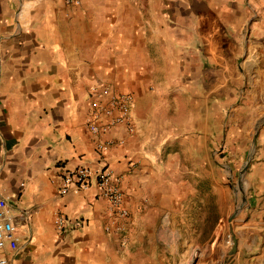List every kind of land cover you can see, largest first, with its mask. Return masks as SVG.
<instances>
[{
    "label": "crops",
    "instance_id": "obj_1",
    "mask_svg": "<svg viewBox=\"0 0 264 264\" xmlns=\"http://www.w3.org/2000/svg\"><path fill=\"white\" fill-rule=\"evenodd\" d=\"M100 84L132 95L135 127L110 132L101 156L86 126L88 89ZM227 111L228 133L231 119H250V133L261 124L249 174L261 197L264 0H0V196L18 238L10 264H234L240 246L215 243L213 220L184 239L176 219L197 196L191 184L213 186L210 143ZM80 166L119 177L130 212L122 232H106L94 186L56 194Z\"/></svg>",
    "mask_w": 264,
    "mask_h": 264
},
{
    "label": "built area",
    "instance_id": "obj_2",
    "mask_svg": "<svg viewBox=\"0 0 264 264\" xmlns=\"http://www.w3.org/2000/svg\"><path fill=\"white\" fill-rule=\"evenodd\" d=\"M81 0H65L68 6H77ZM133 97L128 93L114 91L105 84L94 85L88 89V116L86 126L88 132L95 138L94 149L99 156L108 150L113 142L106 138L113 130L124 126L129 134L135 127L131 121V104ZM61 184L56 190L58 196L68 190L83 192L94 186L101 198L108 205L109 223L106 232H122L130 217V212L124 204V194L120 189L119 177L112 174L107 166L92 169L80 166L62 174ZM66 217L57 213L54 217L56 230H63ZM18 247L14 220L9 212L7 198L0 196V264H10L7 251L14 252Z\"/></svg>",
    "mask_w": 264,
    "mask_h": 264
},
{
    "label": "rangeland",
    "instance_id": "obj_3",
    "mask_svg": "<svg viewBox=\"0 0 264 264\" xmlns=\"http://www.w3.org/2000/svg\"><path fill=\"white\" fill-rule=\"evenodd\" d=\"M242 119L233 120L230 121V134L228 133V126L226 131V138L229 137L232 140H230L237 148V154L239 157H241L242 151L246 148L249 138H250V127L249 123H251L250 119L242 120L243 123L246 124V133L244 131H241V135L234 134L231 131H235V125H238ZM222 127V119L219 120L217 125V132L221 130ZM264 127V125H263ZM263 130V128H262ZM216 132V133H217ZM257 135V140L259 139ZM229 138V139H230ZM241 139V142H240ZM257 142V141H256ZM237 146L243 147V150H239ZM257 154V151H256ZM254 157V161L249 167L248 170V178L251 167L256 161V155ZM209 157L210 152H209ZM213 163V169H214V180H213V186H209L208 188L205 186V184H191V189L196 192L195 195L192 196V198H184V216H178L177 223L182 225V236L184 239H195L199 238L198 234H202L200 229L206 228V223L208 222V225L210 227V222L213 220L214 223V240L215 243L218 242L219 244H223V248L225 250L228 249L229 246H232L234 240L236 241V245L239 248L240 246V253H236L235 255H239L236 260H234V264H245V260H251L252 264H264V195L261 197L257 195V189L252 181V184L255 189L256 194V203L254 208L249 212L248 217L244 221V223L239 224H232L229 225L225 222V216L227 212L231 208L232 200L230 195V187L223 183L217 173L216 165ZM182 185L183 191H185L186 185L179 184V188ZM213 191V194H212ZM187 203H191L192 205V212L193 214L190 216L189 214H185V212H188L185 208ZM190 209V208H188ZM230 226H240V230L242 231L243 235H240L235 233L236 235L233 236V234L229 233ZM210 233V232H209ZM237 239H240L239 242H237ZM241 241V242H240ZM198 257V254H196ZM199 258V257H198ZM208 261V260H207ZM206 264H211L210 260L209 262H206Z\"/></svg>",
    "mask_w": 264,
    "mask_h": 264
},
{
    "label": "water",
    "instance_id": "obj_4",
    "mask_svg": "<svg viewBox=\"0 0 264 264\" xmlns=\"http://www.w3.org/2000/svg\"><path fill=\"white\" fill-rule=\"evenodd\" d=\"M227 117L228 111L222 118L221 130L210 143L209 152L219 179L230 187L232 204L225 216V222L232 225L244 223L256 203L255 189L248 178V170L257 151L256 141L261 124L253 128L249 142L239 157L236 146L226 138Z\"/></svg>",
    "mask_w": 264,
    "mask_h": 264
}]
</instances>
